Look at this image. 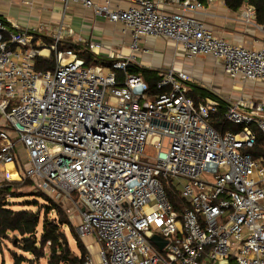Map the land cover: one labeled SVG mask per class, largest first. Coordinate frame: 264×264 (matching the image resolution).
Here are the masks:
<instances>
[{
	"label": "built area",
	"instance_id": "obj_1",
	"mask_svg": "<svg viewBox=\"0 0 264 264\" xmlns=\"http://www.w3.org/2000/svg\"><path fill=\"white\" fill-rule=\"evenodd\" d=\"M54 1L63 13L80 4L120 23L132 53H109L108 69L87 65L58 48L63 22L45 44L37 29L0 18V179L11 181V163L18 180L75 211L77 233L98 243L100 264H264V154L250 151L253 127L264 134V100L195 102L189 74L173 68L159 73V91L149 98L147 82L132 71L141 38L164 37L190 58L221 60L233 81L264 85V48L216 35L200 17L202 0H129L126 7ZM253 24L264 34V21ZM100 48L89 43L95 54ZM52 51L53 69H36V57ZM217 116L241 128L220 132L212 124ZM146 144L152 154L144 155ZM168 187L185 206L173 205ZM83 264H94L92 256Z\"/></svg>",
	"mask_w": 264,
	"mask_h": 264
},
{
	"label": "crops",
	"instance_id": "obj_2",
	"mask_svg": "<svg viewBox=\"0 0 264 264\" xmlns=\"http://www.w3.org/2000/svg\"><path fill=\"white\" fill-rule=\"evenodd\" d=\"M94 1L102 2L103 0ZM128 2L129 0H112V5L126 7ZM203 3L205 13L200 17L216 35L241 43L248 48H264V34L253 24L263 22L264 13L258 15L251 2L244 0L242 5L236 8L230 7L225 0H205ZM60 9L62 4L54 0H0V18L16 22L21 29L30 32L37 29L35 33L52 40L57 26L63 22V28L67 34L63 36L62 43L76 44L87 52L93 53L89 50V43L99 42L101 48L98 54L107 58L111 52L125 56L132 53L130 33L123 32L120 23L110 22L104 17L95 15L91 9L80 4L69 5L67 11H71L72 14L68 17L65 15L67 11L63 13ZM166 9L171 10L169 7ZM245 11L250 12V22L246 21ZM134 55L137 66L154 70L158 74L168 68L186 71L190 76L188 81L190 87L198 85L221 97H223L219 93L221 91L227 94L239 92L238 85L230 82L240 81L225 80L226 75L223 72L221 60L210 55H197L190 58L180 45L167 38L143 36L139 42V49L134 52ZM92 64L96 63L88 65ZM207 82L211 86L206 85ZM255 82L260 84L263 94L259 95L255 91L251 93L255 97H261L264 95V85L259 81ZM18 156L20 162L24 163L26 156L21 146L18 148ZM1 255L0 249L2 261ZM11 255L12 253L10 254L12 258Z\"/></svg>",
	"mask_w": 264,
	"mask_h": 264
},
{
	"label": "trees",
	"instance_id": "obj_3",
	"mask_svg": "<svg viewBox=\"0 0 264 264\" xmlns=\"http://www.w3.org/2000/svg\"><path fill=\"white\" fill-rule=\"evenodd\" d=\"M205 1V0H203ZM230 7H239L242 5L244 0H225ZM251 2L257 11V14L264 13V2L263 0H248ZM36 36H41L38 33H34ZM44 43H51V38L41 36ZM59 49H72L78 56L84 58L86 64L96 63L106 67H110L113 60L106 56L89 53L80 46L71 43L58 44ZM55 64L54 52L52 51L48 58L36 57L35 67L40 70H51ZM133 72L140 73L144 80L147 82V96L153 98L159 91L156 87V83L160 76L158 72L150 70L148 68H142L136 66L132 68ZM121 76V72H119ZM188 96L194 99L195 102L205 97H216L211 91L204 87L191 85L188 92ZM213 126L221 131L230 129L234 132L239 131L240 125L226 122L222 117L217 116L212 120ZM257 140L251 152L255 158L264 154V134L258 131L255 127ZM26 182V181H25ZM17 183L16 181H3L0 185V240L5 239L9 236V232H14L12 237V243L20 250L29 253L32 257H35L37 261L35 264H41L39 258L46 257L47 264H83L84 258L88 255L86 248L81 244L80 240L76 237V244L79 249V254H73L67 235L62 230L63 226L69 228L70 233L75 236L76 234L70 227L69 220L64 212V206L62 202L52 200L45 193L35 190L31 195L41 198L44 200L43 212L40 214V210H24V209H12L10 202L6 199L7 193L11 192V186ZM27 183L31 181L27 180ZM167 194L170 201L176 208L185 206L186 203L179 197L178 191L167 188ZM54 212L52 217L48 214ZM13 264H21L23 261L30 260L33 258H26L23 255L17 254L13 250L12 252Z\"/></svg>",
	"mask_w": 264,
	"mask_h": 264
},
{
	"label": "rangeland",
	"instance_id": "obj_4",
	"mask_svg": "<svg viewBox=\"0 0 264 264\" xmlns=\"http://www.w3.org/2000/svg\"><path fill=\"white\" fill-rule=\"evenodd\" d=\"M54 9H55V7H54ZM61 10L62 9H60V11ZM71 14H72V12L69 10L65 13L66 17L70 16ZM224 78H225V80H229V78L227 76ZM230 83H235V85L237 84L239 87L238 88L239 92H237L235 94L234 93L233 94L232 93L227 94V92H223V91L219 92L220 95H222L223 97L230 98V99H236L240 96H244V97H247L248 99H250L251 101H255V102L264 100V95L261 97L260 96L255 97V95L251 93L252 91L253 92L255 91V93H258L259 95L263 94L262 93L263 92L262 87L260 86V84H257L255 81L254 82L253 81L230 82ZM206 85H210V83L207 82ZM152 153H153L152 149L150 148V146L148 144H146L145 149H144V155H148V154H152ZM3 181H7V180L1 178L0 179V185L2 184ZM11 181L12 182L16 181L17 183H15V184H13V186H11V190H10L11 192L7 193V195L5 196L6 199L10 202V207L12 209H15V210H18V209L37 210V209H39L40 214H42L43 206H44V200L31 195L32 192L35 191L33 184L27 183V180L11 179ZM58 202H60V201H58ZM65 207L66 206H64V212L66 213V216L69 220L70 227L72 226V230L76 234L75 236H73L70 233L69 228L67 226L62 227V230L67 235L69 246H70L72 253L77 254V255L79 254V249H78L77 244H76V237H77L80 240L81 244L84 246V248H86L88 255L92 256V258L94 260V264H100L99 259H98V249H99L98 243L90 235L85 236V237H81L77 233L76 226L79 223L80 218L76 214L75 211L68 214L67 211H65ZM53 215H54V212H50L48 214L49 217H52ZM14 234H15L14 232H9V236L7 238L0 240V249H1V254H2L1 255L2 261L0 259V264H13L12 258L10 257V254L12 253L13 250L15 252H17V254L23 255L26 258H33L32 259L33 263L35 261H37V259L35 257H32V255H30L29 253H26V252L20 250L19 248H17L16 246L13 245L11 240H12V237L14 236ZM46 260H47L46 257H42V258H39L38 261L41 264H47ZM29 263H30V260H27V261H23L21 264H29Z\"/></svg>",
	"mask_w": 264,
	"mask_h": 264
},
{
	"label": "bare ground",
	"instance_id": "obj_5",
	"mask_svg": "<svg viewBox=\"0 0 264 264\" xmlns=\"http://www.w3.org/2000/svg\"><path fill=\"white\" fill-rule=\"evenodd\" d=\"M6 175L9 179H17L18 174L11 163H8L5 167Z\"/></svg>",
	"mask_w": 264,
	"mask_h": 264
},
{
	"label": "water",
	"instance_id": "obj_6",
	"mask_svg": "<svg viewBox=\"0 0 264 264\" xmlns=\"http://www.w3.org/2000/svg\"><path fill=\"white\" fill-rule=\"evenodd\" d=\"M246 1H247V0H245V2H246ZM152 240H154L155 242H157V243L159 244V247H162V246L164 245V243H165V242H161V241H159V237L156 236V235L152 236Z\"/></svg>",
	"mask_w": 264,
	"mask_h": 264
}]
</instances>
